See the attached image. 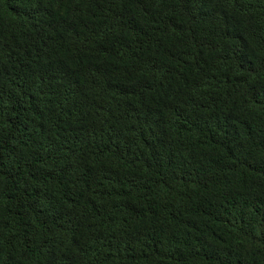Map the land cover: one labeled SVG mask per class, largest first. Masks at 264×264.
<instances>
[{
    "label": "trees",
    "instance_id": "obj_1",
    "mask_svg": "<svg viewBox=\"0 0 264 264\" xmlns=\"http://www.w3.org/2000/svg\"><path fill=\"white\" fill-rule=\"evenodd\" d=\"M0 264H264V0H0Z\"/></svg>",
    "mask_w": 264,
    "mask_h": 264
}]
</instances>
